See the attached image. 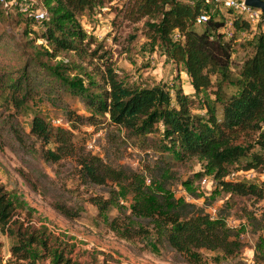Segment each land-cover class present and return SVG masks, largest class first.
I'll use <instances>...</instances> for the list:
<instances>
[{"label": "rangeland", "instance_id": "obj_1", "mask_svg": "<svg viewBox=\"0 0 264 264\" xmlns=\"http://www.w3.org/2000/svg\"><path fill=\"white\" fill-rule=\"evenodd\" d=\"M207 1L210 10L216 8L226 19L233 14L213 4V0ZM18 2L31 8H46L42 0ZM15 11L19 10L5 11L0 6V70L14 76L24 73L31 93L16 108L7 99L6 90L0 91V184L15 195L19 205L13 217L23 219L24 224L45 227L70 243L69 255L79 264H264V184L258 178L254 182L262 187V197L231 193L221 189L212 174L204 170L203 160L195 155H176L159 130L133 135L102 116H97L99 121L95 123L75 120L72 126L65 120L66 110L83 116L89 111L76 94L62 88L59 79L47 68L58 61L65 67L62 74L68 79L76 76L86 83L92 77L101 83L99 73L106 59L105 63L110 64L124 83L140 86L162 83L169 86L170 92L171 84L180 85L191 96L192 112L205 117L206 105L212 104L216 118L220 119L221 101L238 91L234 80L242 60L252 51L250 36L254 29H239L234 35L227 77L212 74L211 85L194 92L183 64L169 59L153 36L149 23L158 16L140 15L134 0H96L93 7L75 14L92 42L79 50L58 51L54 57L41 52L46 43L35 34L40 31L38 23H25ZM24 27L30 30L26 34ZM195 28L200 30L202 24ZM93 48L96 50L92 55ZM35 114L53 128L71 129L76 149L97 155L110 166L135 171L151 188L160 183L174 197L194 203L204 212L214 208V213L223 216L239 238V250L224 255L219 248H200V260L194 263L167 244H158L149 220L131 215L132 193L124 181L87 180L80 175L74 156L55 161L43 158L41 142L29 132ZM13 127L21 133V139L13 134ZM232 136L234 142L246 145V149L244 155L227 165L228 171L251 160L253 153L264 157V137L261 141L257 139L258 130H237ZM43 147L52 148L53 143H44ZM93 197L107 199V208L99 212ZM55 201L64 203L77 214L62 215L52 206ZM114 216L117 221L131 218L135 225L146 227L148 232L122 236L106 222ZM14 242L15 236L0 228V264H11L9 246ZM248 249H251L252 263ZM36 262L51 264L47 257Z\"/></svg>", "mask_w": 264, "mask_h": 264}, {"label": "trees", "instance_id": "obj_2", "mask_svg": "<svg viewBox=\"0 0 264 264\" xmlns=\"http://www.w3.org/2000/svg\"><path fill=\"white\" fill-rule=\"evenodd\" d=\"M42 1L47 11L44 19L34 21L21 11L14 13L20 15L25 23H38L40 31L35 34L46 43L41 48L43 54L54 57L58 51L79 50L92 42L76 21L75 14L93 7L96 0ZM134 5L140 15L158 16L156 21L149 23L153 36L169 59L183 64L194 92L211 85L212 74L227 77L232 41L237 30L249 27L245 20L233 13L231 35L226 37V16L216 8L210 10L207 0H134ZM202 11L206 13V19L198 23L195 18ZM200 24L202 28L197 30L195 26ZM23 31L26 34L30 30L24 27ZM174 32L178 36H173ZM250 41L252 51L242 60L238 77L234 80L238 91L221 101L220 119L216 118L212 104L206 105L205 117L192 112L191 96L182 91L180 85L171 84L170 92L169 86L162 83L150 86L124 83L110 64L105 63L106 59L99 73L101 83L92 77H88L86 83L76 76L68 79L62 74L65 67L58 61L47 65V68L59 79L62 88L76 94L89 111L88 115L83 116L66 110L65 120L72 126L75 120L95 123L99 121L97 116H102L133 135L159 130L176 155H195L203 160L204 170L212 174L221 189L262 197V187L254 181L223 177L228 171L227 165L244 155L246 149V145L232 140L233 133L237 130H258L257 139L261 141L264 137V30H255ZM95 50L91 49L90 53L93 55ZM98 56L102 57L103 54ZM3 90L17 108L31 93V86L24 73L14 76L0 70V91ZM12 131L21 139V133L15 127ZM29 132L41 142V154L45 160L74 156L80 175L85 179L95 183H102L106 179L124 181L132 193L129 204L131 215L147 218L155 242L167 244L187 261L197 263L200 248H219L224 255H232L239 250L241 242L223 216L214 213L210 217L208 212L194 203L174 197L160 183L151 188L145 185L144 177L135 171L110 166L97 155L83 152L82 148L76 149L71 129L53 128L35 114ZM50 142L53 143L52 148L43 147L44 143ZM252 156L251 160L239 167H252L256 172H263L264 157L257 153ZM260 182L264 184V179ZM92 202L99 212L108 206V200L104 198L93 197ZM16 206L19 205L15 195L0 184V228L15 236V242L9 246L11 264H37L36 261L44 257L51 264H79L69 255L72 249L70 243L59 239L45 227H37L29 222L24 224L23 219L13 217ZM52 206L66 217L77 214L62 202L55 201ZM133 221L131 218L117 221L115 216L106 219L112 230L125 237L148 232L146 227L135 225Z\"/></svg>", "mask_w": 264, "mask_h": 264}, {"label": "built area", "instance_id": "obj_3", "mask_svg": "<svg viewBox=\"0 0 264 264\" xmlns=\"http://www.w3.org/2000/svg\"><path fill=\"white\" fill-rule=\"evenodd\" d=\"M213 3L219 5V7H225L231 9V11L237 14L240 18L245 20L250 28L254 31L257 29L264 30V12L256 6H251L245 2V0H213ZM0 6L5 11H10L11 9H18L26 16L30 17L34 21H39L47 17V11L44 7H28L26 4L18 2V0H0ZM16 6V7H15ZM206 19V13L204 11L197 14L195 21L202 22ZM224 31L227 36L231 35V17L226 19L224 24ZM173 36H178L176 32ZM226 178L228 179H244L254 181L255 178L259 180L264 179V171L256 172L252 167L249 168H234L227 172ZM203 182V181H202ZM214 208H210L208 212L209 216L214 215ZM249 256V262L252 263V253L251 249Z\"/></svg>", "mask_w": 264, "mask_h": 264}, {"label": "water", "instance_id": "obj_4", "mask_svg": "<svg viewBox=\"0 0 264 264\" xmlns=\"http://www.w3.org/2000/svg\"><path fill=\"white\" fill-rule=\"evenodd\" d=\"M245 2L251 6L259 7L264 12V1L263 0H245Z\"/></svg>", "mask_w": 264, "mask_h": 264}, {"label": "crops", "instance_id": "obj_5", "mask_svg": "<svg viewBox=\"0 0 264 264\" xmlns=\"http://www.w3.org/2000/svg\"><path fill=\"white\" fill-rule=\"evenodd\" d=\"M188 77V76H187Z\"/></svg>", "mask_w": 264, "mask_h": 264}]
</instances>
